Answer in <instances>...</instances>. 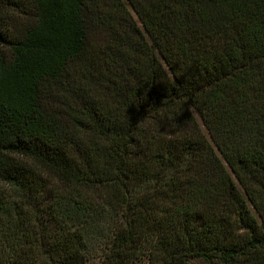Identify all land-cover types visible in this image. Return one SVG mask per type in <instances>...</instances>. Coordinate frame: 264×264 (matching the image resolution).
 <instances>
[{"label": "trees", "instance_id": "1", "mask_svg": "<svg viewBox=\"0 0 264 264\" xmlns=\"http://www.w3.org/2000/svg\"><path fill=\"white\" fill-rule=\"evenodd\" d=\"M0 264H264V0H0Z\"/></svg>", "mask_w": 264, "mask_h": 264}]
</instances>
